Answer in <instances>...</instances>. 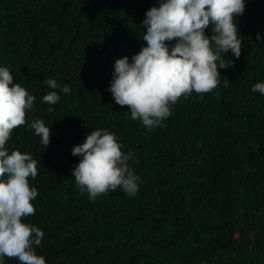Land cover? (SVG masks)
I'll use <instances>...</instances> for the list:
<instances>
[{
  "label": "trees",
  "instance_id": "16d2710c",
  "mask_svg": "<svg viewBox=\"0 0 264 264\" xmlns=\"http://www.w3.org/2000/svg\"><path fill=\"white\" fill-rule=\"evenodd\" d=\"M158 4L0 0V67L36 98L6 147L41 160L25 222L43 231L36 252L46 264H264V95L252 91L264 81V0H245L235 18L241 54H225L233 63L218 69V88L181 97L149 130L108 89L115 60L146 46L142 21ZM49 78L71 89L55 105L43 101ZM35 119L49 126L43 150L27 126ZM97 128L134 154L135 197L118 188L92 201L77 188L71 150Z\"/></svg>",
  "mask_w": 264,
  "mask_h": 264
},
{
  "label": "clouds",
  "instance_id": "9594fccd",
  "mask_svg": "<svg viewBox=\"0 0 264 264\" xmlns=\"http://www.w3.org/2000/svg\"><path fill=\"white\" fill-rule=\"evenodd\" d=\"M244 8L245 0H159L142 21L146 46L132 56L131 62L127 56L114 62L108 90L115 102L130 109L133 121L139 120L153 130L165 126L164 120L181 97L213 92L220 84L218 69L233 63L225 54L229 50L237 58L241 54L242 39L235 18ZM209 25L212 34L206 36ZM171 41L175 43L169 48ZM45 83L50 91L43 101L48 105L60 100V92L71 91L56 79ZM252 91L264 95V81L256 82ZM35 99L20 83H14L8 67H0V264H5V257L17 258L20 264H46L36 252L44 233L25 222L36 212L32 201L38 191L29 180L38 175L41 160L16 149L9 153L6 147L13 130L27 123ZM27 126L40 137L43 150L50 142L49 126L40 119ZM122 148L116 134L104 128L91 130L83 143L72 147V154L81 157L73 169L76 186L81 193L86 191L90 200L118 188L129 197L136 196L141 178L129 165L135 157Z\"/></svg>",
  "mask_w": 264,
  "mask_h": 264
}]
</instances>
